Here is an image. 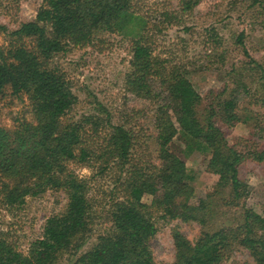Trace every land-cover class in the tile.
I'll use <instances>...</instances> for the list:
<instances>
[{
  "label": "trees",
  "instance_id": "1",
  "mask_svg": "<svg viewBox=\"0 0 264 264\" xmlns=\"http://www.w3.org/2000/svg\"><path fill=\"white\" fill-rule=\"evenodd\" d=\"M201 1L179 0L181 12L192 11ZM137 4V0H43L34 19L11 31L1 26L10 38L0 46V113L10 88L28 97L36 121L20 122L12 131L0 126V202L19 206L27 196L49 189L63 190L68 202L63 212L47 219L42 236L31 242L28 252L0 230V264H59L72 249L70 264H156L151 247L158 231L154 214L207 226L218 216V201L227 189L231 203L243 201L240 221L204 230L194 241L175 230L174 264H223L236 245L264 264V216L246 205L250 186L239 171L249 159L264 162V124L258 122L252 136L240 138L239 148L228 142L217 123L219 119L234 125L242 120L240 103L251 92L249 84L237 78L226 98L200 109L202 96L181 66H168L155 54L149 22ZM165 15L169 23L177 18ZM105 32L132 36L126 87L156 104V158H133L137 138L122 124H111L103 143L94 148L86 138L98 133V119L67 118L78 97L52 59L72 46L93 45ZM239 40L243 44L242 36ZM253 63L254 69L264 72L263 65ZM195 152H209L207 169L218 175V181L214 192L193 201L194 177L185 160ZM92 160H101L102 169L111 164L118 168V192L110 210L111 228L85 248L95 223L91 185L67 165Z\"/></svg>",
  "mask_w": 264,
  "mask_h": 264
},
{
  "label": "rangeland",
  "instance_id": "2",
  "mask_svg": "<svg viewBox=\"0 0 264 264\" xmlns=\"http://www.w3.org/2000/svg\"><path fill=\"white\" fill-rule=\"evenodd\" d=\"M137 1L140 13L149 22L148 31L155 54L166 60L168 66H181L202 96L200 109L220 97L226 98L236 85L237 78L249 84L251 92L245 93L246 97H242L240 103L242 120L228 125L217 119L228 142L241 148L243 143L240 138L252 136L258 122L264 124V72L254 69L253 63L264 66V0H202L186 13L181 12L179 0ZM42 2L0 0V46L7 45L10 38L1 26L11 31L21 22L34 19ZM166 13L177 17L173 23L168 22ZM131 37L124 33L105 32L93 45L72 46L66 52L57 54L52 63L65 72L78 97L67 118L78 120L93 116L98 119V133L87 136L88 146L99 148L111 124H122L131 129L137 138L133 158L148 160L158 154L156 104L127 90L126 77L132 58ZM23 121H36L33 106L25 94H14L7 88L1 101L0 126L12 131ZM175 142L182 144L177 138ZM262 142L264 144V136ZM209 157V152H195L185 160L194 177L193 201L214 192L216 188L218 175L207 169ZM67 166L91 185L95 223L84 245L87 248L98 235L112 226L110 210L118 192L115 180L119 170L114 164L102 169L101 160H92L89 164L70 161ZM239 171L241 178L250 186L246 205L264 216V162L249 159ZM145 200L150 202L151 198L146 196ZM231 200L227 189L218 201V216L211 219L207 226L194 220L163 219L155 213L158 231L151 240V247L156 264L176 262L175 230L194 241L204 230L240 221L243 201L231 203ZM67 202L66 193L54 189L37 196H27L25 203L19 206L11 207L0 202V230L20 250L28 252L31 242L42 236L47 219L63 212ZM73 250L66 253L59 264H70ZM223 264L257 263L250 250L236 245Z\"/></svg>",
  "mask_w": 264,
  "mask_h": 264
}]
</instances>
